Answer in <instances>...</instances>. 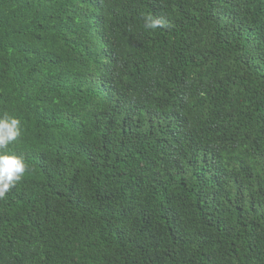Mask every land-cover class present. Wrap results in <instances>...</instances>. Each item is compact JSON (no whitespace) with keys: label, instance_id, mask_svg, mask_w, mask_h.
Returning a JSON list of instances; mask_svg holds the SVG:
<instances>
[{"label":"trees","instance_id":"trees-1","mask_svg":"<svg viewBox=\"0 0 264 264\" xmlns=\"http://www.w3.org/2000/svg\"><path fill=\"white\" fill-rule=\"evenodd\" d=\"M5 115L0 264H264V0H0Z\"/></svg>","mask_w":264,"mask_h":264},{"label":"clouds","instance_id":"clouds-1","mask_svg":"<svg viewBox=\"0 0 264 264\" xmlns=\"http://www.w3.org/2000/svg\"><path fill=\"white\" fill-rule=\"evenodd\" d=\"M144 27L155 30L167 26L163 16L157 17L147 14L143 17ZM21 121L5 115L0 118V199L6 198L25 175L30 171L24 157L16 154H8L9 145L17 141L21 136Z\"/></svg>","mask_w":264,"mask_h":264}]
</instances>
